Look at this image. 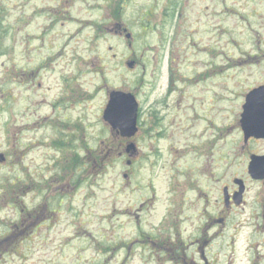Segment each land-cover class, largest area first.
<instances>
[{
	"label": "rangeland",
	"instance_id": "374dc122",
	"mask_svg": "<svg viewBox=\"0 0 264 264\" xmlns=\"http://www.w3.org/2000/svg\"><path fill=\"white\" fill-rule=\"evenodd\" d=\"M183 2L179 19L183 26L176 37L184 46L183 51L178 50L176 54L181 75H188L191 68H202L201 59L205 57H210V62L217 65L216 72L218 67L222 71L205 84H184L185 91H182V84L176 83L174 89L171 85L162 93L158 113L165 137L156 140L151 147L160 150V157L165 154L166 147H183L196 129V126L191 127L188 105L194 104L199 94L205 98V105L196 103L197 109L209 114L214 122L213 127L210 125L211 136L217 133L219 124L226 127L223 142L217 143L214 154L229 148L234 153L244 94L264 82V0ZM48 4L55 5V0H0V153L7 158L4 164L0 163V220L7 215L9 201L15 194L10 179L51 176L49 167L53 169V163L61 157L53 141L58 131L65 132L54 130L51 120L61 118L70 124L82 122L85 139L95 146L101 135L108 134L101 118L107 93L135 86L141 98L138 87L144 75L141 66L136 63L130 69L126 62L138 61L144 53L152 55L149 48H144L143 53L140 50L143 33L139 17L129 13L133 11L129 10L125 17L126 26H130L134 34L130 49L128 41L113 33L112 20L110 22L102 11L103 6L101 11L74 13L73 23L51 27L47 26L51 23L47 17L37 16L33 21L24 17L33 5L44 7ZM19 17V27H14ZM92 21L103 24L101 31L89 26ZM145 40L153 45L159 42V37L147 34ZM146 69V76H152L151 67ZM62 76L75 77L73 82L79 95L76 102L65 101L57 108L52 103L64 89ZM162 85L165 88L164 76ZM137 140L142 150L149 146L142 132ZM242 154V158H235V154L227 153L229 159L221 161L214 160L211 155L209 183L219 185L214 182L219 173L225 175L220 182L226 181L231 173H243L246 162ZM102 163L99 175L95 168L87 172L92 178L91 184H82L73 193L66 191L69 197L64 199L59 213L52 218L48 216L49 222L39 220L33 227L39 225L33 231L36 232L18 245L17 252L8 250L0 254V264H109L108 258L105 262L102 255L108 239L114 233V239L119 241L118 238H124L132 226L126 225L122 215L123 197L117 195L116 199H111V192L124 184L125 160L105 159ZM143 174L155 185H166L171 176L169 159L166 157L165 166L158 168L155 163L150 172L143 171ZM21 190L24 191L22 202L34 204L36 200L30 193V184H25ZM9 245L10 241L2 243V250L10 248Z\"/></svg>",
	"mask_w": 264,
	"mask_h": 264
},
{
	"label": "flooded vegetation",
	"instance_id": "af4514ba",
	"mask_svg": "<svg viewBox=\"0 0 264 264\" xmlns=\"http://www.w3.org/2000/svg\"><path fill=\"white\" fill-rule=\"evenodd\" d=\"M183 1L185 0H55V5H33L28 15H24L32 21L37 16L47 17L48 23L51 22L47 26L51 27L73 23L71 18H74V13L92 9L101 11L103 6L102 11L107 14L109 21L112 20L113 33L121 37L130 30V26H126L127 12L133 11L129 13L139 17V27L143 33L141 52H145L144 48H149L152 55L144 53L138 61L135 60L144 74L140 84L137 133L144 134L145 143L149 146L142 150L135 142L136 150L127 152L128 139L122 137L119 129L103 123L108 132L107 142L101 141V149L98 148V143L97 148H91V140L85 139L86 133H82L85 130L82 122L70 124L65 119H52L54 130L65 132L58 131L61 133L54 142L61 145H81L84 141L88 146L83 149V153L63 151L60 155L64 160L63 164L54 169L49 167L51 176H29L28 180H19L17 176L11 178L15 194L14 200L7 207V215L0 220V254L8 250L17 252L18 245L29 240L36 232L33 231L39 225L34 229L33 227L39 220L49 222L50 218L59 213L64 199L69 197L66 191L73 193L74 189L81 188V180L86 177V174L82 175L83 157L86 159V156H91L89 159H92L93 168L99 175L98 158L101 156L102 160H125L126 168L122 174L124 184L111 192V199H116L117 195L123 197L122 215L126 218V225L132 226L124 238H118L119 241L114 239L116 234L110 236L102 249L105 262L108 258L109 264H264V135H260L258 130L259 124L264 123V117L254 114V135L246 138L239 119V138L233 146L234 153L229 148L214 154L217 143L223 142L226 127L219 124L217 133L211 136L210 125L213 127L214 122L209 114H203L201 109H197L196 103L205 105V98L198 94L194 104L188 105L191 110V127L196 126V129L183 147H166L162 157L160 150L151 147L156 140L165 137L158 113L162 93L171 85L174 89L176 83L182 84V91H185L184 84H205L222 71L218 67L216 72L217 65L210 62V57H205L201 59L202 68H191L188 75H181L182 68L177 66L176 54L178 50L183 51L184 46L178 43L179 39L176 37L183 26L182 20H179L184 8ZM20 21L21 17L17 18L14 27ZM89 23V26L101 31L103 24L96 21ZM152 33L159 37V42L150 45L145 36ZM184 36L188 37L186 33ZM147 66L151 67L152 76H146ZM163 76L165 88L162 85ZM74 79L75 77L62 76L63 93L60 92L52 103L54 107H60L65 101H77L79 90L74 85ZM260 85H264V82L257 86ZM205 91L208 90L205 88ZM245 95L246 93L241 112ZM68 130H71L69 134ZM242 152L246 162L243 173H231L224 182L220 181L225 175L219 173L214 181L219 185L209 183L211 155L214 160L221 161L229 159L227 153L235 154V158H242ZM166 157L169 159L171 176L163 186L155 185L152 181L145 182L132 168L136 158L143 162L145 170L148 160L154 161L159 168L161 165L165 166ZM251 157H254V178L248 171ZM240 161L242 163L241 159ZM149 166H153V163ZM27 183L36 200L32 205L22 202L24 191L21 189ZM113 207L115 208V204ZM114 216L113 213L112 223ZM9 241L10 248L3 251L2 243Z\"/></svg>",
	"mask_w": 264,
	"mask_h": 264
},
{
	"label": "water",
	"instance_id": "95a60500",
	"mask_svg": "<svg viewBox=\"0 0 264 264\" xmlns=\"http://www.w3.org/2000/svg\"><path fill=\"white\" fill-rule=\"evenodd\" d=\"M132 66V63H128ZM258 99V102H257ZM242 129L245 137L254 135V114L264 117V86L252 89L246 96L243 106ZM137 103L131 94H124L118 91L110 93L109 102L104 110L103 117L114 127L122 131V135L131 136L136 131ZM262 120V118H259ZM258 130L264 135V123H260ZM132 147V145H131ZM2 158V156L0 155ZM249 172L254 177V157L249 164Z\"/></svg>",
	"mask_w": 264,
	"mask_h": 264
}]
</instances>
